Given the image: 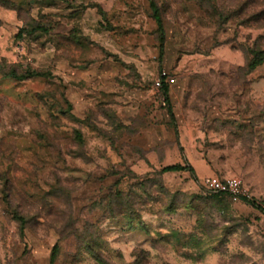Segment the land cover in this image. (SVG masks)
Returning <instances> with one entry per match:
<instances>
[{"label":"rangeland","instance_id":"obj_1","mask_svg":"<svg viewBox=\"0 0 264 264\" xmlns=\"http://www.w3.org/2000/svg\"><path fill=\"white\" fill-rule=\"evenodd\" d=\"M154 2L161 54L147 0H0V264H264V216L203 186L264 205V0ZM161 70L196 140L164 125Z\"/></svg>","mask_w":264,"mask_h":264},{"label":"trees","instance_id":"obj_2","mask_svg":"<svg viewBox=\"0 0 264 264\" xmlns=\"http://www.w3.org/2000/svg\"><path fill=\"white\" fill-rule=\"evenodd\" d=\"M148 1V5H149V9L151 11V18L153 19L155 25H156V31L160 34L159 37V44H160V54L162 53V44H163V38L161 36V33L163 32V24H162V19L159 13V8L157 7L156 3L154 2V0H147ZM32 31V30H31ZM31 31H28V35L31 34ZM25 31L20 30L15 37L17 38H25L24 34ZM263 62V55L261 52H256L253 54L252 58L250 60L247 61L246 63V69L247 72H251L253 71L256 67H258L261 63ZM8 77L13 78L16 81H24L25 79H29V78H38V77H43L45 76V72H39V71H33V70H26L24 72L21 73H17L14 70H10L7 74ZM160 94L163 97V101L166 104V109L167 112L169 114V116L173 117L172 112H171V107H170V103H169V99H168V87L167 86H163L160 89ZM77 138H80V135L78 134V132L75 133ZM161 173H179V172H189L190 174L194 175V170L191 166L189 165H183V164H172V165H167V166H163L160 170ZM205 192L212 198H220L225 196V194H220V193H210L208 191L205 190ZM227 196V195H226ZM242 201L244 203H246L247 205L255 208L258 212H260L263 216H264V205L262 204H258L253 200H248L247 198H243ZM20 222L23 224V220L22 218H19ZM21 224V227H23V225ZM57 250V246H54L53 248V253L51 255V262H53V259L55 257V252Z\"/></svg>","mask_w":264,"mask_h":264},{"label":"crops","instance_id":"obj_3","mask_svg":"<svg viewBox=\"0 0 264 264\" xmlns=\"http://www.w3.org/2000/svg\"><path fill=\"white\" fill-rule=\"evenodd\" d=\"M179 82L180 81H178V84L175 86L168 87V99L173 117L171 119L166 109L164 114L165 120L163 122L166 128L172 130V133L176 139L182 141L196 140L198 134L197 125L199 124V119H201L200 116H198V114L195 115L194 113H192L190 107L186 106L188 103L179 104L173 101V97H175L179 93V90L182 87V83ZM212 114L213 113L210 112L208 113V116H211ZM224 119H227V117H224Z\"/></svg>","mask_w":264,"mask_h":264},{"label":"built area","instance_id":"obj_4","mask_svg":"<svg viewBox=\"0 0 264 264\" xmlns=\"http://www.w3.org/2000/svg\"><path fill=\"white\" fill-rule=\"evenodd\" d=\"M174 81L173 77H170L167 72L161 70L154 80L153 88L160 92L163 86L169 87ZM203 186L206 191L225 194L233 201H242L243 198H246L242 190L241 181L236 177L222 178L216 175L209 176L203 180Z\"/></svg>","mask_w":264,"mask_h":264}]
</instances>
